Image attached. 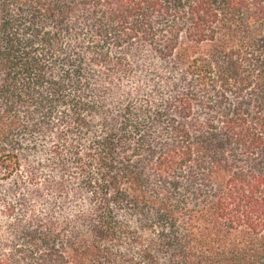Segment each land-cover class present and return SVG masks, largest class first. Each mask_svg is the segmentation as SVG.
Wrapping results in <instances>:
<instances>
[{"label": "trees", "instance_id": "trees-1", "mask_svg": "<svg viewBox=\"0 0 264 264\" xmlns=\"http://www.w3.org/2000/svg\"><path fill=\"white\" fill-rule=\"evenodd\" d=\"M0 264H264V0H0Z\"/></svg>", "mask_w": 264, "mask_h": 264}]
</instances>
